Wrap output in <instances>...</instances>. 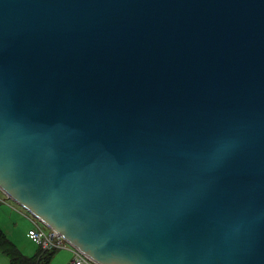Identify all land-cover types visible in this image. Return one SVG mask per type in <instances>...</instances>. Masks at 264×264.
<instances>
[{
	"label": "water",
	"instance_id": "obj_1",
	"mask_svg": "<svg viewBox=\"0 0 264 264\" xmlns=\"http://www.w3.org/2000/svg\"><path fill=\"white\" fill-rule=\"evenodd\" d=\"M0 191L96 264H264V0H0Z\"/></svg>",
	"mask_w": 264,
	"mask_h": 264
},
{
	"label": "crops",
	"instance_id": "obj_2",
	"mask_svg": "<svg viewBox=\"0 0 264 264\" xmlns=\"http://www.w3.org/2000/svg\"><path fill=\"white\" fill-rule=\"evenodd\" d=\"M0 203L8 205L11 209H13L17 213L16 215L13 214V217H15V218H14V221H12L13 218H11V219L6 218V214H7L6 211L7 210L5 208H1L0 209V228L7 234V236L11 239V241L20 249V251L25 256H27V257L34 256L35 253L38 251V249L28 247V245L26 243H27V239H29V238H28L27 234L24 236V233H22V231L20 230L21 221H22L23 217H25V216H21V212L18 211L17 208H15V207L13 208L12 206H10L9 202H7L5 198L0 199ZM26 218L30 219L29 216ZM30 221H31V219H30ZM32 224H33V222H32ZM60 251H62V250H60ZM68 252L71 253L73 256L72 252H70V251H68ZM56 257L53 258L52 264L53 263L71 264L72 260H73V258L71 259L70 254H67V256L64 258L63 257H57L56 258ZM0 264H11L10 257H8L1 249H0Z\"/></svg>",
	"mask_w": 264,
	"mask_h": 264
},
{
	"label": "built area",
	"instance_id": "obj_3",
	"mask_svg": "<svg viewBox=\"0 0 264 264\" xmlns=\"http://www.w3.org/2000/svg\"><path fill=\"white\" fill-rule=\"evenodd\" d=\"M34 226L28 232V237L45 251L70 250L73 253L71 264H93L95 263L90 257L85 255L79 249L71 246L63 236L57 231L51 230L45 232L38 223L30 218Z\"/></svg>",
	"mask_w": 264,
	"mask_h": 264
},
{
	"label": "trees",
	"instance_id": "obj_4",
	"mask_svg": "<svg viewBox=\"0 0 264 264\" xmlns=\"http://www.w3.org/2000/svg\"><path fill=\"white\" fill-rule=\"evenodd\" d=\"M0 249L10 257L11 264H52L58 251H45L41 247L32 257L25 256L0 228Z\"/></svg>",
	"mask_w": 264,
	"mask_h": 264
},
{
	"label": "rangeland",
	"instance_id": "obj_5",
	"mask_svg": "<svg viewBox=\"0 0 264 264\" xmlns=\"http://www.w3.org/2000/svg\"><path fill=\"white\" fill-rule=\"evenodd\" d=\"M2 197L5 198L7 202H9L10 206H12L13 208H14V207L17 208L18 211L21 212V216H25V217H23V219H22V221H21V225H20V230L22 231V233H24V236H25L26 234H28L30 228L34 226V225L32 224V221H30V219L26 218V217H28V216H29L30 218L34 219V220L38 223V225H40V227H41L45 232H47V233H50V232H51V230H50L48 227H46L43 223H41V222L38 221L36 218H34L33 216H31L26 210H24L23 208H21L19 205H17V204L14 203L13 201H11L9 198L6 197V195H5L2 191H0V199H3ZM1 208H5V209L7 210V211H6V213H7V214H6V218H9V219L13 218L12 221H14V218H15V217H13V214L16 215L17 213H16L13 209H11L8 205H6V204H2V203H0V209H1ZM18 215H19V214H18ZM26 244L28 245L29 248H34V249H38V248H39L35 243H33L32 241H30V239H27V243H26ZM67 254H70V255H71V259L73 258L72 254L69 253V252L66 251V250H62V251L57 252V253L55 254L54 258H55L56 256H57V257H63V258H64V257L67 256ZM57 257H56V258H57ZM68 259H69V258H68ZM71 259H70V260H71ZM53 264H56V263H53ZM93 264H96V263H93Z\"/></svg>",
	"mask_w": 264,
	"mask_h": 264
}]
</instances>
